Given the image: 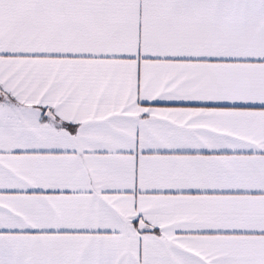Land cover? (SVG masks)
Segmentation results:
<instances>
[{
	"label": "snow or ice",
	"instance_id": "1",
	"mask_svg": "<svg viewBox=\"0 0 264 264\" xmlns=\"http://www.w3.org/2000/svg\"><path fill=\"white\" fill-rule=\"evenodd\" d=\"M0 264H264V0H0Z\"/></svg>",
	"mask_w": 264,
	"mask_h": 264
}]
</instances>
